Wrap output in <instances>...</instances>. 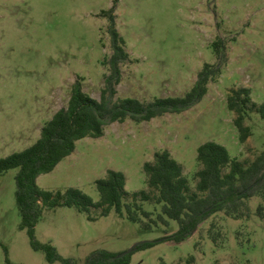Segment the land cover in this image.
I'll return each mask as SVG.
<instances>
[{
	"label": "rangeland",
	"instance_id": "obj_1",
	"mask_svg": "<svg viewBox=\"0 0 264 264\" xmlns=\"http://www.w3.org/2000/svg\"><path fill=\"white\" fill-rule=\"evenodd\" d=\"M115 4L130 54L117 99L184 96L204 65L217 62L213 44L219 37L226 41L229 61L192 110L148 123H115L103 138L79 141L54 172L40 176L38 186L77 188L99 202L96 181L109 170L126 175L128 192L147 190L143 166L159 151H170L183 165L193 188L201 169L198 148L207 142L226 147L240 161L261 155L264 119L256 112L248 117L253 136L242 144L227 96L246 87L256 103L264 104V0H0V159L40 139L43 127L68 106L77 80L86 94L101 99L112 55L109 22L101 14ZM18 173L13 169L0 176V264H8L7 258L12 264H50L20 228ZM162 207L144 203L155 220ZM178 230L172 220L146 230L116 211L92 222L75 208H58L45 211L36 236L76 264H85L95 251L124 253L151 241L160 243L135 252L131 264H264L263 195L245 200L238 216L213 215L180 244L161 242Z\"/></svg>",
	"mask_w": 264,
	"mask_h": 264
},
{
	"label": "trees",
	"instance_id": "obj_2",
	"mask_svg": "<svg viewBox=\"0 0 264 264\" xmlns=\"http://www.w3.org/2000/svg\"><path fill=\"white\" fill-rule=\"evenodd\" d=\"M116 8L115 4L111 10L101 14L109 22L112 50L107 61L109 72L105 76L101 99L86 94L81 81L77 80L68 106L59 110L43 127L40 139L25 151L0 159V176L19 169L15 196L22 219L20 228L28 232L32 249L43 252L50 264L76 262L60 255L52 243H41L37 239L36 228L46 210L75 208L87 214L92 222L116 211L120 217L142 224L146 230H152L158 221L167 226L170 220L177 221V233L161 242L180 244L195 235L213 215L225 212L228 216H238L245 208V200L264 196V152L254 161H240L231 157L226 147L215 142H207L198 148L197 160L201 169L195 174V188L185 175L183 165L168 150L155 153L154 160L144 164L147 190L128 192L126 175L115 170H109L105 178L96 181L99 202L77 188L48 191L38 186L40 176L54 172L75 153L79 141L101 139L106 128L115 123H148L166 115H181L192 110L208 95L210 84L220 79L229 61L226 41L219 37L213 44L217 62L204 65L195 85L184 96L155 98L152 101L117 99L118 86L123 78L122 66L130 60V54L126 49V40L118 30ZM227 106L236 116L234 125L240 142L247 143L253 136L247 119L255 112L264 119V104L253 100L250 88L240 87L229 91ZM144 203L163 206L157 220L153 213L144 210ZM92 209L98 210L99 214L93 216ZM157 243L160 242H144L135 252L153 248ZM120 254L95 251L86 258L85 264L132 263L133 254L119 257ZM7 263L12 264L9 258Z\"/></svg>",
	"mask_w": 264,
	"mask_h": 264
},
{
	"label": "water",
	"instance_id": "obj_3",
	"mask_svg": "<svg viewBox=\"0 0 264 264\" xmlns=\"http://www.w3.org/2000/svg\"><path fill=\"white\" fill-rule=\"evenodd\" d=\"M142 243H144V242H141V243H137V244H135V245H134L133 247H131L128 251H126V252L120 254L119 257H123V256H126V255L133 254V253L135 252L136 248H137L139 245H141Z\"/></svg>",
	"mask_w": 264,
	"mask_h": 264
}]
</instances>
